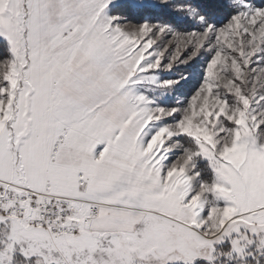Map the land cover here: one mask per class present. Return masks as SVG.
<instances>
[{
  "label": "snow or ice",
  "instance_id": "obj_1",
  "mask_svg": "<svg viewBox=\"0 0 264 264\" xmlns=\"http://www.w3.org/2000/svg\"><path fill=\"white\" fill-rule=\"evenodd\" d=\"M0 264H264V0H0Z\"/></svg>",
  "mask_w": 264,
  "mask_h": 264
}]
</instances>
